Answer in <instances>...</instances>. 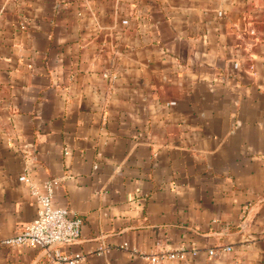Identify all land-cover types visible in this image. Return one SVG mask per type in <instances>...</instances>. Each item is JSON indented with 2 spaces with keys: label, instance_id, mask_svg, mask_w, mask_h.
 <instances>
[{
  "label": "crops",
  "instance_id": "0c3cea01",
  "mask_svg": "<svg viewBox=\"0 0 264 264\" xmlns=\"http://www.w3.org/2000/svg\"><path fill=\"white\" fill-rule=\"evenodd\" d=\"M46 184L77 264H264V0H0V241Z\"/></svg>",
  "mask_w": 264,
  "mask_h": 264
},
{
  "label": "built area",
  "instance_id": "2783aa9c",
  "mask_svg": "<svg viewBox=\"0 0 264 264\" xmlns=\"http://www.w3.org/2000/svg\"><path fill=\"white\" fill-rule=\"evenodd\" d=\"M45 187V191L36 196L35 216L0 243L39 248L43 253L41 264H77L79 254H66L63 247L79 237L81 220L65 207L55 205L50 185L46 184ZM167 257L172 258L174 255L169 253Z\"/></svg>",
  "mask_w": 264,
  "mask_h": 264
}]
</instances>
